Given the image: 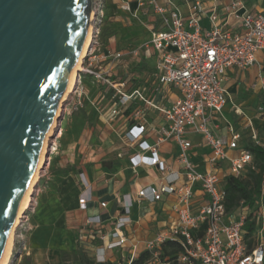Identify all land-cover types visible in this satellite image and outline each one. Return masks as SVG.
Wrapping results in <instances>:
<instances>
[{"label":"crops","instance_id":"crops-1","mask_svg":"<svg viewBox=\"0 0 264 264\" xmlns=\"http://www.w3.org/2000/svg\"><path fill=\"white\" fill-rule=\"evenodd\" d=\"M196 1L159 0V3L168 10L178 8L188 22ZM199 1L203 5L199 17L204 30L221 25L230 32L241 31L243 16L264 8V0ZM127 3L130 9L123 7ZM233 3H237L236 7ZM105 13L102 47L96 63L110 70L116 83H123V92L131 94L139 89L145 99L134 95L118 114L112 115V110L119 107L120 94L115 88L85 75L90 79L85 84V105L73 113L62 114L60 124L65 121V127H61L58 151L50 155L46 173L40 176L43 178L39 194L41 207L32 217L34 227L27 239L31 254L25 256L21 264H61L65 252L72 255L79 248L89 256L103 254L112 264H128L148 249L149 241L155 240L178 219L176 209L181 205L178 194H164L156 201L138 196L141 188H159L166 180L157 165L134 164L132 157L137 153L150 156L152 151H142L139 143L130 141L127 136L132 126L141 123L136 115L140 110L148 122L142 140L157 147L169 171L183 172L179 161L180 144L173 138L159 141L161 128L168 124L162 107L171 106L181 94L175 87L160 84L156 76L155 50L143 47L154 30L164 28L162 15L148 0H106ZM213 14L216 15L214 21ZM116 52H122V57L116 59ZM263 76L264 50L256 53L254 65L228 70L224 80L228 102L222 114L210 122L216 136L230 137L229 124H232L242 135L240 144L244 145L243 140L250 136V126L257 129L264 122L257 108L258 93L264 90ZM240 87L252 88L254 92L240 100ZM186 137L192 141L191 160L200 170L209 169L211 147L204 143L201 134L188 131ZM238 154L239 150L228 152L230 157ZM229 164V160H224L220 166L228 169ZM83 194L88 197L86 208L79 203ZM126 198L132 201L131 221L124 228L128 240L122 246L109 249L106 245L112 240L111 233ZM205 200L203 192L197 190L191 200L192 209L197 210ZM102 202H106V206H102ZM93 215L101 216L100 224L87 223V218ZM103 246L104 252H99L98 248ZM72 258L71 262L76 263Z\"/></svg>","mask_w":264,"mask_h":264},{"label":"built area","instance_id":"built-area-1","mask_svg":"<svg viewBox=\"0 0 264 264\" xmlns=\"http://www.w3.org/2000/svg\"><path fill=\"white\" fill-rule=\"evenodd\" d=\"M148 1L154 5L157 13L162 15L164 28L154 30L150 40L144 43L143 47L155 50L156 76L160 84L175 87L181 94L171 106L162 107L168 124L161 128L159 141L173 138L180 144L179 161L184 167L182 173L169 171V166L160 158L157 147L142 140L148 122L142 112L137 111L136 115L140 117L141 123L132 126L127 131V136L130 141L139 143L142 151L151 150L152 155L147 156L139 152L132 157V161L134 164L147 162L157 165L166 180L159 188L154 186L141 188L138 196L156 201L164 194H178L181 203L176 209L178 219L155 240L148 242V249L153 251V257L148 264H172L161 258L159 248L166 240H177L181 244L183 250L177 258L180 264H264L263 206L260 205L255 214L258 226L257 243L250 250L244 237V225L249 209L242 207L237 211L238 214H230L225 204V177L241 176L248 167L255 168L253 154L245 144H240L242 135L235 130L234 125L229 124L231 136L226 138L216 136L210 127L211 120L222 114L229 99L224 84L228 70L232 67L246 69L254 65L256 53L264 50V8L256 13L245 14L242 18L241 31L230 32L221 25H214L211 30L202 28L199 13H203V5L199 0L193 5L194 12L188 22L178 8L168 10L159 3V0ZM236 5L237 3H233V7ZM123 7L130 9L128 3ZM105 8L106 0H93L94 32L91 47L82 62L77 81L64 101L63 113H73L85 105L86 88L82 74L90 75L95 80L115 88L120 94L119 107L112 110V115L118 114L122 106H126L134 95L145 99L139 89L131 94L123 92L121 89L123 83H116L111 77L110 70L96 63L102 47L101 28L106 17ZM215 19L216 15L213 14L212 20ZM122 55V52H116L114 57L119 59ZM262 81L264 82V76ZM263 112L264 109L260 106L259 113L264 119ZM188 131L201 134L204 143L211 147L208 157L209 169L200 170L191 160L189 149L192 147V141L186 137ZM61 132L59 124L56 134L50 139L48 160L51 154L58 151ZM249 137L254 143H261L259 132L252 125ZM229 150H239V154L230 157ZM224 160L230 161L228 169L220 166ZM45 169L46 167L41 175ZM197 190L203 192L206 200L197 210H193L191 200ZM87 201V195L83 194L79 199L82 208H86ZM131 204L130 198L124 200L121 213L115 221V229L111 233L112 240L107 243V248L113 249L127 242L128 237L124 228L131 221L129 215ZM102 206H106V202H102ZM31 210H36V204H32ZM28 220L29 214L25 212L21 222L26 223ZM101 220L100 215H93L87 218V223L96 225L100 224ZM33 227L32 224L28 225L25 232L20 234L23 236L21 257L31 254L27 237ZM104 250V246L98 248L99 252ZM97 259L106 260L103 254L97 255Z\"/></svg>","mask_w":264,"mask_h":264},{"label":"water","instance_id":"water-1","mask_svg":"<svg viewBox=\"0 0 264 264\" xmlns=\"http://www.w3.org/2000/svg\"><path fill=\"white\" fill-rule=\"evenodd\" d=\"M92 12L93 0H0V259Z\"/></svg>","mask_w":264,"mask_h":264},{"label":"trees","instance_id":"trees-1","mask_svg":"<svg viewBox=\"0 0 264 264\" xmlns=\"http://www.w3.org/2000/svg\"><path fill=\"white\" fill-rule=\"evenodd\" d=\"M259 107L264 109V95H259ZM264 115V112H263ZM264 122L257 126L260 134L261 143H254L251 137H247L244 141L245 147L253 154V164L255 168L248 167L241 176L227 175L224 180V187L226 190V209L227 212L232 214L236 213L242 207L249 209L245 229V241L248 248L251 250L257 243V220L255 214L262 205L264 208V140L262 137V129ZM183 250L181 244L177 240H166L160 247L161 258L167 260L172 264H180L177 260L178 255ZM72 259L76 263L71 262ZM153 257V251L146 249L142 251L139 256L134 258L128 264H148ZM61 264H112L111 261H99L97 256H89L81 248L75 253L63 254V262ZM197 264V263H195Z\"/></svg>","mask_w":264,"mask_h":264},{"label":"bare ground","instance_id":"bare-ground-1","mask_svg":"<svg viewBox=\"0 0 264 264\" xmlns=\"http://www.w3.org/2000/svg\"><path fill=\"white\" fill-rule=\"evenodd\" d=\"M94 17V9L92 12V19ZM93 32H94V25L90 24L89 29H88V33L84 42V46L82 48V51L80 53V56L78 58V61L73 69V72L71 74V77L69 79L68 85L64 91V94L62 95L61 101L59 103V107L56 113V116L54 118V121L48 131L47 137L45 139L44 142V146L42 149V153L40 156V160L37 166V169L35 171V174L33 176V179L28 187V190L26 192V195L24 197L23 203L21 205V208L18 212V215L16 217L15 223L13 225L9 240L7 242L6 248L4 250L3 256L0 259V264H9L11 261V257H12V245H13V241H14V237H15V231L16 228L18 227V225L21 222V217L24 216V213L26 212V209L30 206V204L32 203L31 201L33 200V193L35 192V186L37 184V181L39 180V177L42 173V170L44 169V167L47 164V155H48V151H49V146H50V139L52 138V136H54L56 134V131L59 128V124H60V117L63 114V106H64V101L67 98L68 94L71 92V90L73 89L75 82L77 81V77H78V72L79 70L82 68V62L85 58V56L87 55L90 47H91V42H92V36H93Z\"/></svg>","mask_w":264,"mask_h":264},{"label":"rangeland","instance_id":"rangeland-1","mask_svg":"<svg viewBox=\"0 0 264 264\" xmlns=\"http://www.w3.org/2000/svg\"><path fill=\"white\" fill-rule=\"evenodd\" d=\"M82 76H83V84L85 85V84H88L89 83V81H90V79H89V77H87V76H85L84 74H82ZM245 91V92H244ZM251 92H254V89H246V88H244V89H241V87H240V96H239V98H240V100L241 99H245V97H247L248 95H250V93ZM258 95H264V90H261L259 93H258ZM64 119H67V118H64ZM61 127L63 128V127H65V121H63L62 122V125H61ZM247 133V132H246ZM249 133V132H248ZM248 133H247V135H248ZM262 137H263V140H264V128L262 129ZM46 167V166H45ZM44 167V168H45ZM45 173L46 172H44L43 173V175H45ZM43 175H40L41 177L43 176ZM41 177H39V180L37 181V184H36V186H35V192L33 193V200L31 201L32 203L30 204V206L26 209V214L28 213L29 214V220L26 222V223H23V222H21L19 225H18V227L16 228L17 229V231H15V237H14V241H13V245H12V257H11V261H10V263L9 264H21V262H23V260H24V258H25V256L24 257H21L20 256V250H21V246H22V244H23V239H22V237H21V233L22 232H25V230H26V227L28 226V225H33V219H32V217H33V215L35 214V212L38 210V209H40V207H41V202H42V199H41V197H40V199H39V194H40V189H41V183H42V179L43 178H41ZM37 189H39V191L37 192ZM40 203V204H39ZM32 204H36V210L35 211H32L31 210V207H32ZM32 231H30V233H31ZM17 233V234H16ZM29 233V234H30ZM28 238V237H27ZM21 260V261H20Z\"/></svg>","mask_w":264,"mask_h":264}]
</instances>
